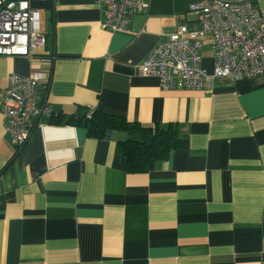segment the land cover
Instances as JSON below:
<instances>
[{"label": "crops", "instance_id": "obj_1", "mask_svg": "<svg viewBox=\"0 0 264 264\" xmlns=\"http://www.w3.org/2000/svg\"><path fill=\"white\" fill-rule=\"evenodd\" d=\"M144 1L115 31L96 0H30L46 43L30 60L0 55V94L12 74L42 72L36 98L52 115L19 148L0 113V264H264V75L165 90L140 66L179 27L200 28L190 5L206 0ZM85 109L179 124L188 146L129 173L125 130L95 139L51 123Z\"/></svg>", "mask_w": 264, "mask_h": 264}, {"label": "built area", "instance_id": "obj_2", "mask_svg": "<svg viewBox=\"0 0 264 264\" xmlns=\"http://www.w3.org/2000/svg\"><path fill=\"white\" fill-rule=\"evenodd\" d=\"M104 7L102 26L120 31L146 10L144 0H96ZM190 11L200 20V28H178L167 42L158 43L141 64L140 72L159 78L165 90H202L216 79L239 81L264 75V11L252 0H206L192 3ZM209 38L214 54L212 74L201 66L202 40ZM46 43L40 29L39 13L30 0H0V55L32 58ZM42 72L14 73L0 94V113L5 129L17 147L24 145L39 126L42 115H52L46 102L36 98Z\"/></svg>", "mask_w": 264, "mask_h": 264}, {"label": "trees", "instance_id": "obj_3", "mask_svg": "<svg viewBox=\"0 0 264 264\" xmlns=\"http://www.w3.org/2000/svg\"><path fill=\"white\" fill-rule=\"evenodd\" d=\"M51 123L84 127L88 136L95 139L105 137L110 129L125 130L128 137L118 143V150L127 159L129 173L148 172L153 162L166 160L172 151L188 146V141L180 136L181 125L179 124L141 126L96 109H85L71 115H59L53 117ZM16 154L17 152L14 156Z\"/></svg>", "mask_w": 264, "mask_h": 264}, {"label": "rangeland", "instance_id": "obj_4", "mask_svg": "<svg viewBox=\"0 0 264 264\" xmlns=\"http://www.w3.org/2000/svg\"><path fill=\"white\" fill-rule=\"evenodd\" d=\"M206 55H208V53H206Z\"/></svg>", "mask_w": 264, "mask_h": 264}]
</instances>
